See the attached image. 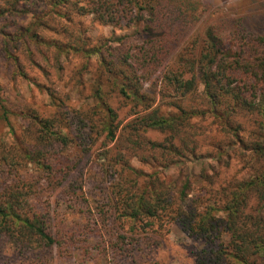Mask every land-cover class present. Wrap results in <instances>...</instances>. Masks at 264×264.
Instances as JSON below:
<instances>
[{
    "label": "trees",
    "instance_id": "obj_1",
    "mask_svg": "<svg viewBox=\"0 0 264 264\" xmlns=\"http://www.w3.org/2000/svg\"><path fill=\"white\" fill-rule=\"evenodd\" d=\"M184 4L190 2L0 0V60L16 76L31 80L20 54L40 65L36 50L49 66L63 69L64 59L79 56L87 68L96 56L101 69L85 107L60 104L43 115L26 106L17 128L1 105L0 120L14 135L12 142L0 138L1 260L60 264L77 251L85 260L107 255L80 247L87 235L67 228L50 196L63 189L97 224L112 228L108 251L120 258L137 253L148 233H156L152 244L161 243L174 225L204 244L190 264H264V33L238 26L225 36L209 30L184 43L195 17ZM89 17L121 28L142 25L141 39L125 48L103 39L93 45L82 27ZM47 93L54 104H65L58 92ZM114 93L132 104L134 117L125 124L111 104ZM72 147L79 160L102 161L96 213L80 177L70 182L63 172L62 153ZM229 151L245 161L248 176L216 187L214 176L196 174L177 187L161 175L206 159L221 163ZM135 158L152 172L134 168Z\"/></svg>",
    "mask_w": 264,
    "mask_h": 264
},
{
    "label": "rangeland",
    "instance_id": "obj_2",
    "mask_svg": "<svg viewBox=\"0 0 264 264\" xmlns=\"http://www.w3.org/2000/svg\"><path fill=\"white\" fill-rule=\"evenodd\" d=\"M187 1L190 4H184V8L187 11H194L195 17H190V21L186 25L184 43L185 39L189 41L195 35H203L209 30L220 36H225L238 26L256 33H264V0ZM25 22V20L22 21V23ZM82 27L85 36L89 38L90 43L93 45L103 39L114 46L125 45L123 47L125 48L128 47V43H138L141 39L142 25L121 28L103 25L89 17L85 19ZM20 55L23 71L31 80L21 75L16 76L14 68L10 67L8 62L0 60V115L2 114L1 105H5L9 110L11 121L17 128L21 122V110L26 106L34 107L41 114L48 115L57 111V106L60 104H63L64 109H68L85 107L87 102L90 101L88 97L91 98L96 75L101 70L96 56L88 60L87 68L83 67L87 61L85 58L75 56L68 61L64 59L62 61L63 69H61L55 64L52 66L53 62H50V66L47 65L38 50H36L35 58L39 60L40 65L31 63L25 52H21ZM77 73H80V75L77 76ZM38 84L41 86H38ZM49 89L58 92L60 99H63L65 104L58 101L54 104V98H51L47 93ZM110 101L124 124L134 117L131 112L132 104L119 97L118 94L114 93ZM151 137L161 141L164 135L151 132ZM0 138L8 142L14 140L13 131L2 119L0 120ZM94 152L96 155L98 154L97 151ZM79 153L76 147L62 153L63 172L70 175L68 178L70 182L77 175L80 177L79 181L83 183L84 196L96 213V205L100 199L99 195H101L98 194V191L103 187L105 179V172L101 167L102 161L97 162L92 157H84L79 160L80 157L77 156ZM229 153L232 155L228 159L225 157L221 163L213 159H206L192 162L189 167L177 165L169 171H163L161 175L177 187H180L187 177L191 178L196 174L214 176L217 181L216 187L232 178L248 176L250 172L245 161L232 151H229ZM131 165L136 169H143L147 173L152 172L149 166L142 164L137 158L132 160ZM194 179L196 177L193 178V181H195ZM193 188L195 191L199 189L197 184H193ZM66 194L62 189L50 194V196L54 204H57L58 211L65 217L67 228L76 232L79 237H85L84 233L87 235L88 238H85L80 247L86 245L93 248L95 253L99 254L101 251L99 255H107L101 258L93 255L85 260L83 255L77 251L75 257L67 258L60 264H190L193 261L194 253L204 245L203 242L193 240L181 228L173 225L170 233L165 232L166 234L160 237L161 243L152 244L153 240L149 241V237L156 235V233H148L142 236L144 240L139 242V246L136 248L137 253L133 251L120 258L114 255L113 252L108 251L109 247L107 245L114 239L112 228L108 225L97 224V216L85 210L87 209L86 206L79 205L78 201L69 200ZM83 210L86 212H83ZM136 254L141 257V261ZM6 255H11V253L6 250ZM12 258H14L12 264H16L18 260L15 259V256ZM0 264L7 263L0 259Z\"/></svg>",
    "mask_w": 264,
    "mask_h": 264
}]
</instances>
